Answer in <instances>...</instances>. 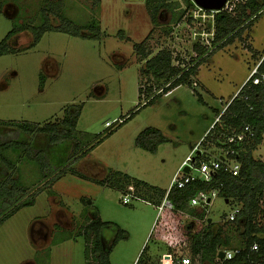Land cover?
Wrapping results in <instances>:
<instances>
[{"label":"rangeland","instance_id":"1","mask_svg":"<svg viewBox=\"0 0 264 264\" xmlns=\"http://www.w3.org/2000/svg\"><path fill=\"white\" fill-rule=\"evenodd\" d=\"M169 4L153 16L147 0H0V42L14 25H42L45 14L54 25L62 15L78 26L96 22L100 27L97 38L47 31L32 45L34 35L26 29L8 41L13 49L0 55V139L14 129L10 123L59 122L67 107L82 105L73 138L59 151L44 134L18 133L19 140H32L33 148L71 162L113 130L71 162L85 177L67 172L50 183L22 151L3 152L18 167L20 184L44 189L34 205L0 226V264H86V241L80 231L89 217L98 215L107 223L102 229L104 246L111 245L119 229L129 235L113 249L112 264H133L143 252V259L147 254L162 255L164 264H172L182 253L191 257L183 241L200 232L207 219L233 228L231 246L243 241L228 220L240 207L236 199L227 201L217 194L209 205L190 206L205 213L203 218L188 211L159 212V205L193 146L216 155V148L199 144L216 119L215 110L224 109L264 55V12L244 30L243 38L202 62L191 86L182 84L137 112L138 104L147 99L145 89L151 85L157 92L163 82L141 72L146 61L136 45L143 43L148 58L170 49L180 59L174 63L185 66L197 60L194 45H204L212 35L211 12H199L196 6L187 10V0ZM83 33L92 32L83 28ZM140 88L145 92L141 98ZM107 122L115 123L108 127ZM147 127L160 129L168 138L156 152L136 145ZM253 155L264 161V138ZM2 172L0 162V180ZM129 184L133 190L127 189ZM126 194H132L128 204L123 203ZM169 246L172 252L167 255Z\"/></svg>","mask_w":264,"mask_h":264},{"label":"trees","instance_id":"2","mask_svg":"<svg viewBox=\"0 0 264 264\" xmlns=\"http://www.w3.org/2000/svg\"><path fill=\"white\" fill-rule=\"evenodd\" d=\"M95 2H99V0H95ZM147 2L152 5L149 11L153 16H155L159 8L170 6L169 0H147ZM195 6L192 0H187V10H191ZM263 12L264 0H249L245 4L238 5L235 12L221 10L214 13L213 47L210 49L197 42L194 45L197 60H193L185 66L174 63L175 60L180 59L174 57L170 49L163 48L148 58L150 53L144 49L143 43L136 45L137 50L140 51L146 61L141 72L163 82L157 92H153L151 85L145 89L147 99L144 103L138 104L137 112L143 107L154 103L158 97L182 84L191 86L192 76L197 73L202 62L227 44L243 38L244 30ZM182 15L183 13L180 17ZM60 17L61 22L57 25L52 24L47 14L44 15V23L42 25H14L13 29L0 42V55L11 51L13 48L9 47L8 41L13 40L15 35L26 29L30 30L34 35L32 45H36L47 31H60L75 36L97 38L100 27L96 22L78 26L67 17L62 15ZM83 28H88L92 33H83ZM260 69L264 71V63ZM139 91L141 98L145 92L142 91V88ZM245 95L248 96V99H244ZM198 97L202 100L199 93ZM81 110L82 105H76L75 108L69 106L65 109L66 115L61 121L44 125L38 123L29 124L27 122L10 123L9 125L13 126L14 129L2 134L3 138L0 139V162L3 164V180H0V226L20 209L34 205L37 194L44 189L43 187L29 189L20 184L15 176L18 167L5 157L3 154L5 150L22 151L24 157L40 166L43 178L47 182H56L67 172L79 177H85L83 173L72 169L71 162L80 160L89 150L112 134L113 130L98 139L88 149L82 151L71 162H68L69 159H62L63 157L52 156L42 149L33 148L32 140L18 139L19 132H24L31 136L44 134L48 137L50 144L57 145L54 146L53 150L55 152L59 151L58 149L66 147L65 142L73 138ZM215 111L216 119L219 117V120L216 121L215 119L200 145L212 146L217 149V153L212 155L206 150H199L195 157L196 163L199 165L201 162L210 159L219 160L225 150L235 149L237 152L235 158L237 157L241 162L240 173L234 176L221 169L215 173L210 181L197 179L187 184L184 188L172 187L168 191L167 198L172 203L175 213L188 211L190 215L200 218H203L205 213L201 210L191 209L189 206L190 200L199 191L217 189L218 194L226 197L227 201L236 199L240 204L241 210L232 223L236 228V232L243 238V241L236 246L244 247L245 250L233 259L223 261L222 264H247L251 258L264 262V222L259 223L262 219L264 220V161L256 159L253 155L254 150L262 143L264 138L263 91L258 87L252 90L245 86L241 89L238 96L226 104L224 109ZM246 125H250L252 128L251 136L248 135L245 140L239 143L228 141L230 137L243 131ZM166 141H168V138L160 129L147 127L137 136L136 145L145 151L156 152L158 147ZM128 187L133 186L129 184L127 189ZM134 189V192L137 193V187H134ZM106 224L99 217L92 216L87 219L86 224L81 229L80 233L86 241V264H90L87 261L90 253V241L93 243L91 251L95 264H111L110 256L117 243L122 239L129 238L126 231L119 229L111 245L108 247L104 246L102 229ZM232 231L233 228L224 229L223 225L218 222L207 219L206 226L200 232L192 235L190 240H184L189 242L193 264H204L205 262L216 264L218 250L233 247L231 246ZM254 243L259 246L258 252H250V248ZM141 259L142 255L136 264H145Z\"/></svg>","mask_w":264,"mask_h":264},{"label":"built area","instance_id":"3","mask_svg":"<svg viewBox=\"0 0 264 264\" xmlns=\"http://www.w3.org/2000/svg\"><path fill=\"white\" fill-rule=\"evenodd\" d=\"M248 1L249 0H228L222 10H227L229 12H235L238 5L245 4ZM196 7H198L199 12H203V13L211 12L212 21H214L213 20L214 19V13H216L218 11L206 10V9H203V8L197 6V5H196ZM212 25H213V31H212L211 38H210V40L209 39L206 40L207 43H203L204 46H206V47L212 46V37L214 35V22H212ZM263 63H264V55L255 64V66L253 67L249 77L246 79L244 84L241 86V88L232 97V99L230 101H232L236 96H238L241 89L245 86L249 89H252V90H255L256 87H258L263 91V94H264V71H261V69H260V67ZM244 99H248V96L245 95ZM218 120H219V117L216 119V121H218ZM114 123L115 122H107L106 126L109 127V126L113 125ZM248 135L249 136L252 135V128L250 125H246L244 127L243 131H241L238 134L233 135L232 137H230L228 139V141L231 143H233V142L239 143V142L245 140V138L248 137ZM197 148L200 149L199 146H196L192 150L190 155L183 161V163L181 164V166L179 167V169L175 173L174 177L172 178V181H171V184H170L168 191L174 186H176L178 188H184L187 184H189L190 182L197 180V179H201L203 181H210L214 177L215 173H217L221 169L225 172L231 173L234 176H237L240 173L241 162L237 159V157L235 158V154L237 153L235 149L225 150L221 154V159H219V160L218 159H210L208 161H203L199 165H197L196 160H195V157L197 156V151H196ZM186 167H189L188 171L185 170ZM132 190H133V187H132ZM168 191H167V194H168ZM167 194H166V200L163 201L161 203V205H159V212H163L165 210L167 212V210L172 211L174 209L172 203L167 198ZM217 194H218L217 189H211L208 191H205V190L199 191L197 193V195H195L190 200L189 206L195 207L196 205H199V204L209 205L211 203L212 197H214ZM129 195L126 194L123 197V203H125V204L130 203V199L132 198V194H129ZM133 197L138 198L136 196H133ZM240 210H241V207L234 209L229 214L228 220L234 221L237 214L240 212ZM180 212L182 213L183 211H180ZM183 243L185 246L189 244V242H187V241H184ZM89 246H90V253H89V258L87 259V261L90 264H95V261L93 259V254L91 251V248H93L92 241L89 242ZM244 250H245L244 247H241V246H235V247L226 248V249H219L217 252L216 264H222L223 261L231 260L236 255H240ZM258 251H259V246L257 243H254L250 248V252H258ZM220 252L224 253L223 258L219 257ZM173 263L174 264H193L192 258L189 256V254L187 255L185 253H182L181 255L176 257V259L174 260ZM247 264H264V262L262 260L256 261V260L251 258Z\"/></svg>","mask_w":264,"mask_h":264},{"label":"water","instance_id":"4","mask_svg":"<svg viewBox=\"0 0 264 264\" xmlns=\"http://www.w3.org/2000/svg\"><path fill=\"white\" fill-rule=\"evenodd\" d=\"M192 1L195 3V5L203 9L221 11L224 8L228 0H192ZM185 170L188 171L189 167H186ZM209 221H212V220L209 219ZM219 257L223 258L224 253L220 252Z\"/></svg>","mask_w":264,"mask_h":264},{"label":"crops","instance_id":"5","mask_svg":"<svg viewBox=\"0 0 264 264\" xmlns=\"http://www.w3.org/2000/svg\"><path fill=\"white\" fill-rule=\"evenodd\" d=\"M215 121V120H214ZM214 123V122H213ZM212 123V124H213ZM210 126H212V125H210ZM209 130V129H208ZM207 130V131H208ZM207 131H206V133H207ZM196 147V145L195 146H193V148H192V150L194 149ZM181 166V165H180ZM170 187V186H169ZM169 189V188H168ZM168 189H167V191H168ZM167 191H166V194H167ZM166 194H165V196H166ZM97 217H99L100 219H101V217L98 215ZM102 220V219H101ZM212 220V219H211ZM103 221V220H102ZM166 243V242H165ZM167 245V244H166ZM171 252H172V250H171V246H169V251H168V253H167V255H170L171 254ZM145 253L143 252V254H142V262L143 263H145V264H164L165 263V260H166V258H161V256L162 255H156V256H152L151 254H147L146 255V258H144L143 259V255H144ZM139 255V254H138ZM137 257H139V256H136V259L134 260V262H133V264H136L137 263V261L139 260V258H137ZM162 259V260H161ZM159 261V262H158ZM174 262V261H173ZM112 264V263H111ZM167 264V263H166ZM173 264V263H172Z\"/></svg>","mask_w":264,"mask_h":264},{"label":"flooded vegetation","instance_id":"6","mask_svg":"<svg viewBox=\"0 0 264 264\" xmlns=\"http://www.w3.org/2000/svg\"><path fill=\"white\" fill-rule=\"evenodd\" d=\"M41 231H43V230H41Z\"/></svg>","mask_w":264,"mask_h":264}]
</instances>
